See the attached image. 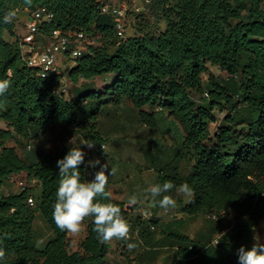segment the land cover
<instances>
[{"label": "trees", "instance_id": "16d2710c", "mask_svg": "<svg viewBox=\"0 0 264 264\" xmlns=\"http://www.w3.org/2000/svg\"><path fill=\"white\" fill-rule=\"evenodd\" d=\"M105 2L31 0L29 5L25 0H0V79L11 81L8 91L0 96V248L5 251L0 264H107L110 243L99 242L91 217L87 218V236L77 251L69 249L68 232L57 228L52 217L60 179L57 161L72 147L60 146L36 163H29L15 147L7 145L17 137L30 146L59 125L75 132L83 142L94 143L93 152H102L104 140L96 118L86 122L79 119L81 91L86 87L90 92L85 97L102 104L128 103L140 111L144 126L165 136L172 134L176 149L166 172H160L159 184L172 181L176 187L169 193L188 184L193 196L181 211L190 216L232 211L235 223L216 247L222 251V264H239L238 249L246 232L256 229L264 216L261 0H159L165 29L157 34L141 32L125 40L117 37L112 17L101 13ZM41 7L55 16L43 33L59 28L84 32L89 39L86 53L74 61L69 72L74 85L85 83L75 99L59 92L58 77L41 78L21 58L15 32L17 16H27ZM9 10L17 14L6 24L3 16ZM96 33L101 36L98 44L92 42ZM7 34L15 40L8 42ZM209 66L218 68L226 78L211 75L204 86ZM107 75L113 76L112 82L101 91L95 90L94 81ZM192 92L202 101H193ZM216 110L226 115L212 134ZM189 150L193 151L194 164L189 173L182 174L181 165ZM88 159L85 154L79 166L82 181L93 179L87 172ZM22 172L41 184L35 207L28 203L30 198L35 201L28 189L19 194L1 193L9 178ZM111 202L121 207L122 216L137 234L135 240L141 238L143 224L150 231L151 226L158 225L155 215L145 221L133 216L138 205ZM36 208L53 232L43 250L37 249L33 239ZM171 238L175 255L191 258L197 254L189 238Z\"/></svg>", "mask_w": 264, "mask_h": 264}, {"label": "rangeland", "instance_id": "374dc122", "mask_svg": "<svg viewBox=\"0 0 264 264\" xmlns=\"http://www.w3.org/2000/svg\"><path fill=\"white\" fill-rule=\"evenodd\" d=\"M159 0H107L109 4L126 7L127 18L125 20V38L135 37L141 32H151L157 34L165 29V23L162 17V10L159 8ZM261 7L264 9V0H261ZM27 19L25 14H19L17 16L15 32L17 35H21L25 31L24 23ZM100 34L96 33L92 38L93 43L98 44L100 41ZM5 39L8 42H13L15 38H12L8 34L5 36ZM61 66L64 69H73L75 66L74 61H67V59L61 62ZM213 75L219 78H226L225 73H221L218 68L209 66L208 72L204 77V86L208 83V78ZM110 84V79L108 77H101L94 82V89L97 91L103 90L105 85ZM82 85H85L84 82H81L78 87L76 85L72 86L69 96H66L67 99H75L77 90H79ZM90 92V88L86 87L81 91L82 98L81 107L79 109V119L82 118V122H86L88 119L96 118L97 126L100 132L103 134L105 148L102 149L101 153H95L97 160L100 161V164L96 165V170L93 172H98L100 166L108 164L107 171L110 172L111 168L116 169L115 175H111L115 178H124L126 182L130 181L132 183L138 184L139 187L146 189L152 185L159 184V175L160 172H166L165 166L168 164L175 152V138L172 134L162 135L157 129L146 127L142 124L140 120L139 110L132 108L128 103L123 105H112V104H102L99 100L90 99L85 97L86 93ZM193 101L199 103L202 101V97L196 94L195 92L191 93ZM87 100V102H86ZM147 111L150 112L149 109ZM226 114L216 110L213 113L215 122L211 125V133L214 134L216 127L220 121L224 118ZM162 128L164 125L162 124ZM82 141V139H80ZM60 146H63L62 142H59ZM37 147V144H35ZM82 151L88 154L89 159L92 156L93 152H87V149L82 144ZM135 149V152L133 150ZM88 159V160H89ZM92 160L91 162L97 161ZM194 164V155L193 151L189 150L184 162L181 165V173L187 174L190 172ZM107 173V172H106ZM143 183V184H142ZM145 189V188H144ZM147 195H150L148 193ZM182 202L188 201L191 198V195L179 193ZM36 204H38V199L40 198V191L33 193ZM151 197L149 196L146 199V202L149 203ZM145 205V203H143ZM154 205V204H153ZM178 206L175 208H169L164 210L160 207L156 209H148L150 213L155 215L156 219H173L176 215H179L182 211ZM146 210V209H144ZM168 211V212H166ZM38 216L36 222L37 231L35 233L34 242L38 250H43L49 240L47 239L46 243H40L41 236L45 237V227H49L46 220L44 219L41 213H36ZM215 220L220 221L223 218L222 215H214ZM228 216L233 217L232 212L228 213ZM222 222V220H221ZM149 233L156 234L157 232L150 231L147 228L146 224H143L141 229V237L148 235ZM131 236L135 237V231L130 228ZM220 238L216 239L219 241ZM172 240H168L167 243H163L169 246L168 249L161 250V253L174 257L178 259L174 254V250L171 249L173 246ZM110 247H114L112 242ZM200 250L199 246H195L194 252ZM215 251L214 248L210 249V253ZM141 262L146 264H164L162 260L152 261L148 258H141ZM191 264V263H186Z\"/></svg>", "mask_w": 264, "mask_h": 264}, {"label": "crops", "instance_id": "0c3cea01", "mask_svg": "<svg viewBox=\"0 0 264 264\" xmlns=\"http://www.w3.org/2000/svg\"><path fill=\"white\" fill-rule=\"evenodd\" d=\"M105 77H108L110 79V83L112 82V75H107ZM1 128L6 129V124L1 123ZM100 134L102 137H104L101 132ZM80 139L81 138L75 132H67L61 126L57 125L51 131L40 136L30 146L25 144L21 139L17 137H14L12 140H10L7 145L9 147H15L20 157L25 159L27 162L36 163L42 158L43 155L49 154L60 147L59 142H62L63 145L71 146L73 148H81L82 150V144L84 142ZM71 140L72 142L70 143ZM35 144H37V147H35ZM131 150L136 153L135 149ZM102 152L97 153L102 154ZM95 159L97 160V157L95 152H93L87 164L88 175L89 177L93 178L96 173L93 172L94 170H96V166L93 167L91 161ZM108 183L109 191L112 193V199L115 201L124 202L127 204L128 199L132 195H135L137 197V205L139 206V210L135 214H133V216L139 215L142 217L143 221L150 218L149 216L151 215V213L148 209H156L157 207H159V205L153 200L151 195H147V190L149 188L146 189L145 185H143L145 189L143 187L141 189L138 184L132 183L130 181L126 182L122 177L115 178L111 175L109 176ZM24 189H28L32 196L36 191H40V195L42 193L40 182L37 180H29L25 172L10 177L1 189V193L4 195H9L11 193L19 194ZM179 193L180 192L176 190L174 193H167V195L172 196L176 200V206L181 209L184 205L190 202L193 195L191 193L190 200L182 202ZM149 196L151 197V199L149 203H147L146 199ZM160 198L161 197H157L156 199L159 200ZM143 203H145V205ZM230 212L232 211L221 213L220 215H222L223 218L220 219V221L219 219L215 220L213 218L215 216L205 214L190 216L185 212H181L173 219H164L161 221L158 219V225L156 226L158 233L156 234L149 233L148 235H144L136 240L134 237H132V239L128 242H124L123 240H113L112 242L114 243V247H110V252L106 258L107 264H141L144 263L141 262V258L143 257L148 258L152 261L162 260L164 264H222V251L213 244L216 239L220 238L223 234L231 231L235 223V214L232 212L233 217L228 216V213ZM37 218L38 216L35 215V219L33 222V239H35V233L37 231ZM45 233L46 236H41L39 241L40 243H46L47 239H51V237H53V232L50 227H45ZM86 236L87 219L84 221L82 230L78 234H71L68 232L69 249L72 251H77ZM136 236L137 234L135 235V237ZM172 236L187 237L192 241V245L194 246V248L195 246H199L200 250L195 256L191 258H181L178 255L174 254L178 258L175 259L174 257H170L161 253V250L168 249L169 247L163 246L166 245L163 243H167L169 239L172 240ZM112 242H110V245ZM129 243L135 244L136 247L130 250L127 247V244ZM256 243H264V216L261 218L260 223L256 229H251L246 232L241 247L243 246L247 250ZM212 248H214L215 251H213L211 254L210 249Z\"/></svg>", "mask_w": 264, "mask_h": 264}, {"label": "clouds", "instance_id": "9594fccd", "mask_svg": "<svg viewBox=\"0 0 264 264\" xmlns=\"http://www.w3.org/2000/svg\"><path fill=\"white\" fill-rule=\"evenodd\" d=\"M26 4H31V0H25ZM15 10H9L3 16L4 23H11L16 16ZM11 70L8 76L11 77ZM11 86L10 79H0V96H3ZM72 140L70 141V143ZM89 149L94 147V143H84ZM85 153L81 148H70L67 154L57 161L59 169V186L56 192V201L53 205V220L61 231L71 234H78L82 230L84 221L91 217L93 221V231L97 234L100 243L107 244L113 240L129 239L130 225L121 214V207L111 202L112 193L107 191L110 175H115L116 169L107 171L108 164L100 166V170L95 173L91 181H82L79 166L84 162ZM92 166L100 164V161L91 162ZM107 172V174H106ZM176 187L172 181H164L162 184H155L147 190L153 200L160 208L168 210L175 208L176 200L166 193ZM178 192L191 194L188 184H182L177 189ZM157 197H161L157 200ZM138 199L132 195L128 201V206H135ZM127 247L131 250L136 247L129 243ZM5 258L4 249L0 248V261ZM239 264H264V243L254 244L250 249L243 246L238 249Z\"/></svg>", "mask_w": 264, "mask_h": 264}, {"label": "built area", "instance_id": "2783aa9c", "mask_svg": "<svg viewBox=\"0 0 264 264\" xmlns=\"http://www.w3.org/2000/svg\"><path fill=\"white\" fill-rule=\"evenodd\" d=\"M101 13L112 17L117 37L120 40H125L126 7L105 2L101 6ZM54 19V14L46 7L38 8L29 13L24 23L25 31L19 35V49L21 58L27 67L35 70L43 79L58 77L60 79L59 92L69 96L71 88L74 86L69 78L71 69L62 68L61 62L65 59L75 61L82 57L87 51L89 39L84 32L63 31L59 28H53L43 33V30L51 27ZM85 147L87 152L94 151V147L91 149L86 145ZM101 148L104 149L105 145H102ZM28 203L31 207H35V201L32 198L28 199ZM152 216L154 215L151 214L149 217ZM151 231L155 232L157 228L151 226ZM132 237L129 234L128 240ZM217 244L218 241L214 242L213 245L216 246Z\"/></svg>", "mask_w": 264, "mask_h": 264}, {"label": "water", "instance_id": "95a60500", "mask_svg": "<svg viewBox=\"0 0 264 264\" xmlns=\"http://www.w3.org/2000/svg\"><path fill=\"white\" fill-rule=\"evenodd\" d=\"M35 210H36V212H39V208H36Z\"/></svg>", "mask_w": 264, "mask_h": 264}]
</instances>
